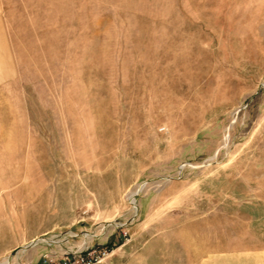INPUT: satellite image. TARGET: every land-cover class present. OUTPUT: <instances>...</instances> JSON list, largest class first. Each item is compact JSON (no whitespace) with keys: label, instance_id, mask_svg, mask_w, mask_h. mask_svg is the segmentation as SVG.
I'll return each instance as SVG.
<instances>
[{"label":"rangeland","instance_id":"obj_1","mask_svg":"<svg viewBox=\"0 0 264 264\" xmlns=\"http://www.w3.org/2000/svg\"><path fill=\"white\" fill-rule=\"evenodd\" d=\"M0 6V264H264V0Z\"/></svg>","mask_w":264,"mask_h":264},{"label":"built area","instance_id":"obj_2","mask_svg":"<svg viewBox=\"0 0 264 264\" xmlns=\"http://www.w3.org/2000/svg\"><path fill=\"white\" fill-rule=\"evenodd\" d=\"M107 247L90 248L85 247L78 251H65L59 261L55 260V255H43L41 257L42 264H98L109 255Z\"/></svg>","mask_w":264,"mask_h":264},{"label":"crops","instance_id":"obj_3","mask_svg":"<svg viewBox=\"0 0 264 264\" xmlns=\"http://www.w3.org/2000/svg\"><path fill=\"white\" fill-rule=\"evenodd\" d=\"M2 24L3 17L1 14V6H0V87L5 84H8L12 77V69L9 62V51L8 46L2 35ZM25 247L20 250H24Z\"/></svg>","mask_w":264,"mask_h":264},{"label":"water","instance_id":"obj_4","mask_svg":"<svg viewBox=\"0 0 264 264\" xmlns=\"http://www.w3.org/2000/svg\"><path fill=\"white\" fill-rule=\"evenodd\" d=\"M28 246H30V245L25 246L24 249H26ZM20 249H21V248H17V249H15V250H13V251L11 252V256H15V254H16Z\"/></svg>","mask_w":264,"mask_h":264},{"label":"bare ground","instance_id":"obj_5","mask_svg":"<svg viewBox=\"0 0 264 264\" xmlns=\"http://www.w3.org/2000/svg\"><path fill=\"white\" fill-rule=\"evenodd\" d=\"M141 187H142V186H141ZM127 198H128V201L131 202V198H132V196H130V195L128 194V195H127ZM90 235H91V234H90ZM92 237H93V236H92ZM92 237H91V238H92ZM84 239H85V238H84ZM86 240H87V239H86Z\"/></svg>","mask_w":264,"mask_h":264}]
</instances>
